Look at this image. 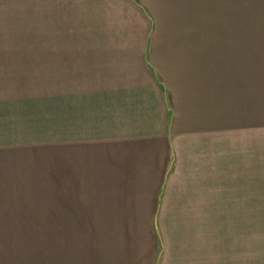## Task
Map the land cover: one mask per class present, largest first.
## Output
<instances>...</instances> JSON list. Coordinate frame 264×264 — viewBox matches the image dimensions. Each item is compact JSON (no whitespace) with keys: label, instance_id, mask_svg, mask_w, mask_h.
Segmentation results:
<instances>
[{"label":"crops","instance_id":"obj_1","mask_svg":"<svg viewBox=\"0 0 264 264\" xmlns=\"http://www.w3.org/2000/svg\"><path fill=\"white\" fill-rule=\"evenodd\" d=\"M223 9L230 29L199 32L158 30L152 0H18L21 37L46 46L0 48V166L45 168L46 264H264L247 223L264 213V77L246 15ZM22 64L41 107L18 96ZM33 113L37 166L18 155Z\"/></svg>","mask_w":264,"mask_h":264},{"label":"rangeland","instance_id":"obj_2","mask_svg":"<svg viewBox=\"0 0 264 264\" xmlns=\"http://www.w3.org/2000/svg\"><path fill=\"white\" fill-rule=\"evenodd\" d=\"M2 1L5 2L0 3V48L18 50V47L46 46L45 39L22 38L23 35L30 34L26 31L30 25L25 27V24L20 23L21 26L18 27V0H0ZM224 1L166 0L164 3V0H152V5L163 19L158 24V30L191 29L199 32H219L230 29L229 24L222 22L224 13L228 14L227 10L223 9ZM230 2L231 14L241 13L247 18L248 71L252 69L256 58L257 68L262 69L264 77V0H230ZM37 71L36 66L32 70L30 66L18 65V73L28 74L18 81V96H35L37 100H34V106L41 107L42 95L46 96L47 89L45 80L32 78V73ZM38 74L41 72L39 71ZM40 116L39 113H33L31 117L37 123H34V127L27 128V131H23L18 140V155L20 153L31 155L33 159L27 161V164L32 162L33 166H37V156H42V150H45L46 146L45 139L41 140L46 138V135L45 130L39 125ZM55 131L57 178L61 173L59 155L61 142L58 141L61 140V119L57 114ZM41 133H44L43 137ZM22 160L26 159H19L18 165L24 162ZM43 162L45 163V160ZM21 169L24 172L28 170L26 167ZM40 169L33 167V173L19 175V170L18 174H15L0 166V179H3V183L0 182V264H46L47 199L45 175H43L45 168L44 171ZM18 177L31 182H24L18 187ZM4 186L6 190L3 189ZM248 210H251L250 205ZM247 223L264 224V213L247 214Z\"/></svg>","mask_w":264,"mask_h":264}]
</instances>
